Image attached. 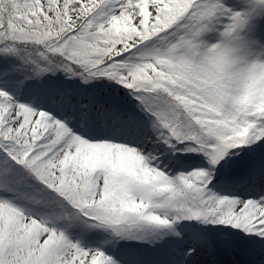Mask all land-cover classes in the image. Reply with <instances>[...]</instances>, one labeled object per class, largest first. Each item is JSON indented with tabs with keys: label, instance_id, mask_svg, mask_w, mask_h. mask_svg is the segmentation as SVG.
Masks as SVG:
<instances>
[{
	"label": "snow or ice",
	"instance_id": "1",
	"mask_svg": "<svg viewBox=\"0 0 264 264\" xmlns=\"http://www.w3.org/2000/svg\"><path fill=\"white\" fill-rule=\"evenodd\" d=\"M238 8L0 0V264H264V94L181 55Z\"/></svg>",
	"mask_w": 264,
	"mask_h": 264
},
{
	"label": "clouds",
	"instance_id": "2",
	"mask_svg": "<svg viewBox=\"0 0 264 264\" xmlns=\"http://www.w3.org/2000/svg\"><path fill=\"white\" fill-rule=\"evenodd\" d=\"M239 8L220 27L201 25L181 53L210 82H222L233 95L264 94V38L251 25L264 19V0H237Z\"/></svg>",
	"mask_w": 264,
	"mask_h": 264
}]
</instances>
